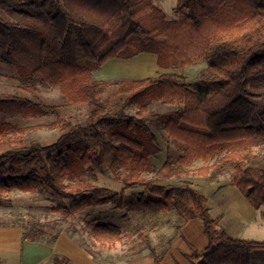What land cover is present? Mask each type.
Wrapping results in <instances>:
<instances>
[{
  "label": "trees",
  "instance_id": "trees-1",
  "mask_svg": "<svg viewBox=\"0 0 264 264\" xmlns=\"http://www.w3.org/2000/svg\"><path fill=\"white\" fill-rule=\"evenodd\" d=\"M172 15L152 0H0V60L15 67L21 91L0 95V202L14 190L41 191L72 200L49 207L62 221L107 204L124 218L141 214L147 220L132 232L150 248L154 264L161 256L151 247L147 224L171 211L181 224L199 219L207 238L204 249L184 254L185 264H251L264 241L229 236L190 183L164 182L229 171L230 184L264 217V168L249 162L264 143V0H176ZM178 29L186 41L165 39ZM192 34L200 43L191 54ZM140 53L156 55L163 69L200 60L207 67L194 82L170 73L111 82L94 77L106 61ZM39 85L57 87L67 104H88L85 121L72 124L58 105L42 103ZM106 85L116 89L103 98ZM153 103L170 108L154 110ZM49 115L56 120L37 126L58 128L59 135L45 144L26 141L32 127L11 121ZM157 133L167 137L158 168L150 162L161 151ZM198 161L202 165L192 169ZM105 173L120 190L91 182ZM133 188L139 190L127 192ZM16 223L22 240L52 244L61 231L57 220ZM83 227L107 249L126 237L122 226L96 219ZM66 261L54 254L49 264Z\"/></svg>",
  "mask_w": 264,
  "mask_h": 264
},
{
  "label": "crops",
  "instance_id": "crops-1",
  "mask_svg": "<svg viewBox=\"0 0 264 264\" xmlns=\"http://www.w3.org/2000/svg\"><path fill=\"white\" fill-rule=\"evenodd\" d=\"M110 60L125 62L119 58ZM126 60L132 63L131 66L141 69L144 77L158 76L168 73L169 70L159 67L156 55L151 53H140ZM157 134L161 145L160 152H166V134ZM164 160L165 158L161 159L158 165H153L151 160L150 162L158 168ZM201 165L202 162H195L192 169ZM253 166L264 168V162ZM217 175L220 176L202 177L191 174L183 180L171 179L164 183H190L207 198L208 214L229 236L264 241V217L261 216L260 210L255 209L238 188L230 184L228 175ZM120 215L122 216L123 212ZM170 216L177 220L174 229L170 226ZM151 221L148 227L149 240L151 247L161 256V264H185L184 254H190L194 250L200 251L207 245L202 224L197 219H190L181 224V218L175 212H167ZM178 224L179 227H176ZM22 232V228L17 223L0 224V264H49L54 254L66 258L67 261L64 264H154L150 248L145 247L144 244L128 246L125 250L118 252L114 258H107L108 251L100 252L97 257L96 253L89 251L74 233L65 228L61 229L52 244L22 240ZM136 235L139 237L137 233H134V236ZM109 250L115 251L116 248ZM251 264H264V251L257 252Z\"/></svg>",
  "mask_w": 264,
  "mask_h": 264
},
{
  "label": "rangeland",
  "instance_id": "rangeland-1",
  "mask_svg": "<svg viewBox=\"0 0 264 264\" xmlns=\"http://www.w3.org/2000/svg\"><path fill=\"white\" fill-rule=\"evenodd\" d=\"M152 1L167 14L168 18H174L172 15V9L176 4V0ZM176 32H178L177 36L168 35L165 37V39H168L170 41L180 39L182 40L181 43L186 41L188 35L183 32V29H178ZM191 39L192 40L190 42V47L189 49L186 48V51L192 54V52L195 50V47L199 46L200 36L194 37L192 34ZM121 61L125 62L122 63L114 60L106 61L100 67L99 70L94 72V77L98 80L109 82L145 78L144 76H142L143 71L141 69L131 66L132 63L126 62V59H122ZM206 67V62L204 60H200L190 66L180 67L179 65H176L175 67L169 69L168 73L173 76L182 74L183 76H185L187 81L193 82L197 81L202 77V74L206 71ZM15 76V67L13 65L3 63L0 60V95L21 93V91L18 89V82ZM38 88V99L44 104L58 105V112L62 118H70V122L72 124H81L85 121L89 110L88 104L84 103L73 105L65 103V100L57 87L49 88L46 86L39 85ZM115 89L116 87L113 85H106L101 88L100 95L103 98L107 97ZM151 108L154 110L163 111L168 110L170 107L159 103H153L151 105ZM55 120L56 116L54 115L29 119H11L13 123L18 124L21 127H32L31 129L27 130L24 135L26 141H37L43 144L55 140L59 135V129L38 127L37 125L40 123H50ZM253 152L254 155L249 161L252 165L264 162V143L255 147ZM165 154V152H159L155 157H151L150 160L153 162L152 164L158 165L159 161L165 158ZM221 174L222 176H224L225 174L229 176V171H225ZM144 175L151 176L150 173H145ZM219 176L220 175H214V177ZM90 180L95 185L109 187L117 191L121 189V183L115 180L109 173L97 174L95 176H92ZM138 190V188H133L127 190V192H135ZM71 203V199L51 198L46 193L41 191L25 193L18 190H14L6 194L0 202V224H16L18 218L29 219L30 217L38 219L41 223L45 222L47 219H49L51 222L57 220L60 225L58 226V228H65L66 230L74 233L77 236V239L83 245H85L87 249H89V251L96 253L97 257H99L100 252L108 251L106 257L114 258V256L117 255L118 252L125 250V248L128 246H142L144 244L137 235L134 236L132 228L138 223L142 224L143 222H145L147 220V217L137 213L131 215L129 218H124L120 215L123 212L122 210L115 209L111 205L107 204L103 205L102 207H87L76 213L73 217L69 218L68 220L62 221L61 214L51 212V210L49 209L50 206H68ZM171 216L169 217L170 226L172 227V229H174L177 220H175ZM86 219H96L99 222L105 221L120 225L122 226L126 237L123 242L117 243L114 246V248H116L115 251H111L107 248V250H105L104 247L99 246L88 236L87 231L83 227L84 220ZM197 221L201 224V221L199 219H197ZM147 227H149V224H147Z\"/></svg>",
  "mask_w": 264,
  "mask_h": 264
}]
</instances>
